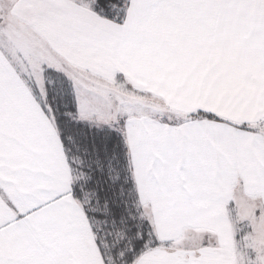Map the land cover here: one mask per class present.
Here are the masks:
<instances>
[{
	"label": "snow or ice",
	"instance_id": "6c2138e0",
	"mask_svg": "<svg viewBox=\"0 0 264 264\" xmlns=\"http://www.w3.org/2000/svg\"><path fill=\"white\" fill-rule=\"evenodd\" d=\"M0 264H264V0H0Z\"/></svg>",
	"mask_w": 264,
	"mask_h": 264
}]
</instances>
